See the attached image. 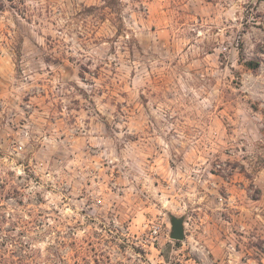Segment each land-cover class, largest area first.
I'll list each match as a JSON object with an SVG mask.
<instances>
[{
	"label": "rangeland",
	"instance_id": "obj_1",
	"mask_svg": "<svg viewBox=\"0 0 264 264\" xmlns=\"http://www.w3.org/2000/svg\"><path fill=\"white\" fill-rule=\"evenodd\" d=\"M0 264H264V0H0Z\"/></svg>",
	"mask_w": 264,
	"mask_h": 264
},
{
	"label": "water",
	"instance_id": "obj_2",
	"mask_svg": "<svg viewBox=\"0 0 264 264\" xmlns=\"http://www.w3.org/2000/svg\"><path fill=\"white\" fill-rule=\"evenodd\" d=\"M170 237L178 241L184 240L185 227L183 217L172 216Z\"/></svg>",
	"mask_w": 264,
	"mask_h": 264
},
{
	"label": "trees",
	"instance_id": "obj_3",
	"mask_svg": "<svg viewBox=\"0 0 264 264\" xmlns=\"http://www.w3.org/2000/svg\"><path fill=\"white\" fill-rule=\"evenodd\" d=\"M245 64L250 68V69H257L260 65L259 61H254V60H249L246 61Z\"/></svg>",
	"mask_w": 264,
	"mask_h": 264
}]
</instances>
